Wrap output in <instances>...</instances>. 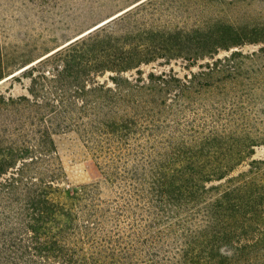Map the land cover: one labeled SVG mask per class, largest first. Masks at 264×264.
I'll list each match as a JSON object with an SVG mask.
<instances>
[{"label":"trees","instance_id":"1","mask_svg":"<svg viewBox=\"0 0 264 264\" xmlns=\"http://www.w3.org/2000/svg\"><path fill=\"white\" fill-rule=\"evenodd\" d=\"M70 1L0 0V84L23 85L0 91V264H264V65L245 63L264 46L216 58L264 43L230 13L248 0H137L49 49L55 21L110 2ZM69 133L114 196L65 197Z\"/></svg>","mask_w":264,"mask_h":264},{"label":"rangeland","instance_id":"2","mask_svg":"<svg viewBox=\"0 0 264 264\" xmlns=\"http://www.w3.org/2000/svg\"><path fill=\"white\" fill-rule=\"evenodd\" d=\"M76 1L77 3L83 2V0H71L70 2L65 4L64 7H62L60 10H69L72 11L74 14L77 13V10H75L72 7V3ZM108 1V0H107ZM137 0H110L108 2V6L104 8L102 12H99L98 14L94 15V18L92 17L89 21L83 22L78 24V26H75L76 23H71V20L67 23L59 20L55 21L52 30L43 31V35L47 37L48 39H52L47 44V47L49 49L53 48L57 44H61L68 40L69 38H72L80 30H82V27H85L89 23H92L93 19H99V21L104 20L108 18L109 16L119 12L120 10L130 6L132 3H134ZM99 11V10H98ZM79 12V11H78ZM233 17L236 18L237 23L239 24H249V25H257L264 24V1L261 0H248L247 2L241 3L240 7H237L235 9H232L230 11ZM58 17L57 19H60ZM70 17H66V19H69ZM83 20L79 19V22H82ZM34 27H38L39 32H41L43 29L42 24L35 25ZM264 46V43H243L239 46H234L230 51L222 50L220 51L219 55L216 58L229 56L233 50L242 51L244 54H250L253 52H256L258 54L259 48ZM46 52V51H43ZM38 53V52H37ZM215 58V59H216ZM236 60H240V57H236ZM207 61L212 62L214 59H206L205 61H201L200 63L204 65ZM246 67L252 68V67H260L261 65H264V54H259V56H255L252 59H245ZM183 63L180 62H173L170 66L165 65L161 66L158 64H153L150 66L144 67V70L150 71H161V70H168L170 67H173L174 70L180 75L183 76L186 73H189V70L187 68H183ZM20 67L12 68L11 72H16L19 70ZM193 71L200 70L199 66L193 67ZM20 74L17 73L16 77H19ZM23 83H27V80L23 79ZM7 90H10V92L14 94H19L23 91V85L17 80L13 79H6L0 84V91L6 92ZM261 106L258 103V131L263 126V120H264V114H261ZM58 149L59 154L62 160V164L64 167V176L62 180L60 181V187L64 190L65 197H69V190L72 188H75L78 185L85 184V183H95L99 182L101 187V194L103 198H110L114 196V193L110 187V185L106 182L105 177L101 174L98 167L95 164L94 159L92 158L89 151L84 146L83 142L79 139V137L75 133H69L66 135H62L58 137ZM254 158H262L264 157V146L263 145H257L254 147ZM242 169H246L247 165H243L241 167Z\"/></svg>","mask_w":264,"mask_h":264},{"label":"bare ground","instance_id":"3","mask_svg":"<svg viewBox=\"0 0 264 264\" xmlns=\"http://www.w3.org/2000/svg\"><path fill=\"white\" fill-rule=\"evenodd\" d=\"M113 17H114V16H113ZM110 19H111V18H110ZM108 20H109V19H108ZM108 20H106V21H108ZM106 21H104V22H106ZM104 22H103V23H104ZM101 24H102V23H101ZM96 27H97V26H96ZM22 69H23V68H22ZM22 69H21V70H22ZM16 73H17V72H16ZM7 78H8V77H7Z\"/></svg>","mask_w":264,"mask_h":264}]
</instances>
